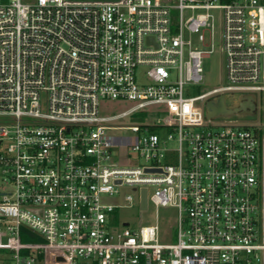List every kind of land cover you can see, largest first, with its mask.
<instances>
[{"label": "built area", "instance_id": "2783aa9c", "mask_svg": "<svg viewBox=\"0 0 264 264\" xmlns=\"http://www.w3.org/2000/svg\"><path fill=\"white\" fill-rule=\"evenodd\" d=\"M217 21L227 82L192 94ZM230 93H264V0H0V264H264V124L206 114ZM143 189L176 242L116 216Z\"/></svg>", "mask_w": 264, "mask_h": 264}, {"label": "rangeland", "instance_id": "374dc122", "mask_svg": "<svg viewBox=\"0 0 264 264\" xmlns=\"http://www.w3.org/2000/svg\"><path fill=\"white\" fill-rule=\"evenodd\" d=\"M27 3H32L35 0H23ZM219 22H216L217 37L215 41V51L209 56L203 59L204 68V82L199 86H193L191 89L192 94H198L199 92H206L214 88L220 87L226 84V70H225V56L220 50L219 41ZM239 99V93H230L227 97V103L229 105L234 104ZM259 109L254 116H233L230 119L235 120L232 122L234 125H252L255 123L264 124V93H258ZM131 106L128 102L118 101H103L101 105V111L105 115H114L121 113ZM139 115V114H138ZM142 117L133 118L132 121L137 123L141 121ZM224 120V119H223ZM125 122H128L127 120ZM119 135H131V130H118ZM171 146L178 148V142L172 141ZM11 185L5 182L3 174L0 169V192H10ZM123 194L132 193L135 195L133 189L129 186L122 187ZM150 194L153 192V188H149ZM1 198V197H0ZM113 200V199H111ZM178 210L173 207H159L157 208L152 202H150L148 209L142 210L137 201L131 206H125L118 208L116 216L121 220H127L132 227L139 228L140 226L152 225L157 221L160 225L161 241L170 243L176 242L178 231Z\"/></svg>", "mask_w": 264, "mask_h": 264}, {"label": "water", "instance_id": "95a60500", "mask_svg": "<svg viewBox=\"0 0 264 264\" xmlns=\"http://www.w3.org/2000/svg\"><path fill=\"white\" fill-rule=\"evenodd\" d=\"M252 97V99H255V94H243L239 95V99L241 97ZM227 97L228 95L221 94L218 95L217 97L210 99L207 104H206V114L207 117L210 119H222V118H231L237 114L239 109L232 108L229 106L227 103ZM248 116H254L253 112L248 113ZM141 207L142 209H147L148 208V200H147V189L142 190V196H141Z\"/></svg>", "mask_w": 264, "mask_h": 264}, {"label": "flooded vegetation", "instance_id": "af4514ba", "mask_svg": "<svg viewBox=\"0 0 264 264\" xmlns=\"http://www.w3.org/2000/svg\"><path fill=\"white\" fill-rule=\"evenodd\" d=\"M232 108H237L239 111L235 116H248V113L253 112L254 115L257 114L259 109L258 96H255L253 100L252 97H241L236 103L229 105Z\"/></svg>", "mask_w": 264, "mask_h": 264}]
</instances>
